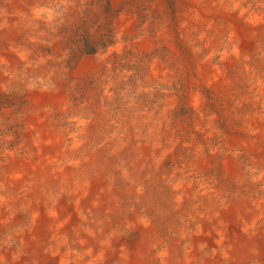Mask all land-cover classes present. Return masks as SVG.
<instances>
[{
	"label": "bare ground",
	"instance_id": "bare-ground-1",
	"mask_svg": "<svg viewBox=\"0 0 264 264\" xmlns=\"http://www.w3.org/2000/svg\"><path fill=\"white\" fill-rule=\"evenodd\" d=\"M43 1L13 5L25 11ZM129 1L114 0L123 9L114 25L133 35ZM185 1L195 69L190 99L202 101L209 89L227 108L224 122L213 116L194 130L208 131V138L214 128L220 143L181 145L184 164L164 173L155 166L162 155L145 147L120 176L110 162L97 165L96 153L86 155L89 173L80 168L77 135L67 148L65 140L40 134L32 147L40 162L16 161L12 151L13 162L0 164V264H264V0ZM217 55L229 60L214 64ZM236 69L241 89L229 93L237 75L228 73ZM153 72L159 79L166 73L160 66ZM31 123V134L43 129L36 118ZM232 184L236 190L228 189ZM30 186L24 217L17 199ZM56 192L62 197L51 203Z\"/></svg>",
	"mask_w": 264,
	"mask_h": 264
},
{
	"label": "rangeland",
	"instance_id": "rangeland-1",
	"mask_svg": "<svg viewBox=\"0 0 264 264\" xmlns=\"http://www.w3.org/2000/svg\"><path fill=\"white\" fill-rule=\"evenodd\" d=\"M188 3L129 1L136 23L130 35L115 28L123 9H116L114 0H44L25 11L15 9L14 0H0V57L7 56L0 61V164L13 162L12 151L16 161L40 162L32 147L40 144L42 133L65 140L67 148L71 135H77L84 149L80 168L86 169V155L96 153L97 165L110 162L118 175L145 147L154 156L162 155L155 166L164 173L174 164H184L187 149L181 145L192 148L198 140L209 148L219 144L214 128L208 138V131L194 130L213 116L224 122L227 108L209 89L202 92V101L190 99L189 78H195V69L187 34L191 25L185 16ZM228 60L217 55L214 64ZM159 66L166 71L162 79L153 72ZM235 74L229 93L241 89V71L228 73ZM233 106L228 103V108ZM35 118L43 122V129L31 134ZM179 130L193 137L184 139ZM172 144L176 147L168 150ZM230 188L236 190L234 184ZM32 189L19 192L17 206L24 217ZM163 190L165 198L168 193ZM148 194L157 197L151 190ZM60 197L56 192L49 201L56 203Z\"/></svg>",
	"mask_w": 264,
	"mask_h": 264
}]
</instances>
